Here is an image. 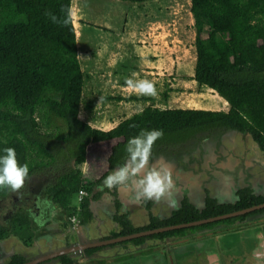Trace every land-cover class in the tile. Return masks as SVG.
<instances>
[{"label": "trees", "instance_id": "obj_1", "mask_svg": "<svg viewBox=\"0 0 264 264\" xmlns=\"http://www.w3.org/2000/svg\"><path fill=\"white\" fill-rule=\"evenodd\" d=\"M69 6L70 0H0V155L12 147L19 163L28 165V177L50 173L53 182L45 187L47 199L69 215L86 220L85 195L72 202L78 190L87 193L90 189L76 167L84 161L85 145L114 139L106 156L110 167L128 154V140L142 131L162 130L163 137L154 143L152 151L168 152L196 139L197 133L232 129L247 133L264 158V0H189L194 30L192 78L223 98L226 110L145 105L107 130L77 117L79 105L83 102L89 110L91 103L82 99L88 74L80 69L76 56ZM45 13L54 15L56 21ZM8 190L0 188V197ZM263 200L242 190L232 203L205 197L204 207L197 210L183 197L168 218L149 216L148 223L137 228L123 216H115L120 229L111 235L216 216ZM231 219L199 225L209 227ZM27 221L22 211L15 212L9 217L10 230L24 227L23 233L17 234L29 238ZM183 230H165L150 237ZM6 232L1 227L0 237Z\"/></svg>", "mask_w": 264, "mask_h": 264}, {"label": "rangeland", "instance_id": "obj_2", "mask_svg": "<svg viewBox=\"0 0 264 264\" xmlns=\"http://www.w3.org/2000/svg\"><path fill=\"white\" fill-rule=\"evenodd\" d=\"M68 12L71 24L77 30V38L75 35L74 38L80 69L84 74L89 75L84 78L82 95L92 103L91 113L86 114V111L80 108L77 116L80 119H88L91 126L104 127L103 124L105 123L101 125L98 123L105 120L106 117L118 120L127 113L145 106V104L158 108L180 107L212 110L228 106L222 107L215 100L216 93L212 89L197 84L192 78L194 30L189 12V0H143L139 2L127 0H70ZM207 25L208 23L204 24V30ZM125 32L126 35L121 36L122 38L119 37ZM137 36L144 40L143 45L145 47H148V45L151 47V50L144 47L138 49L139 52L144 49L147 50L141 54L145 59L142 60L143 63L140 66L130 51V44ZM118 38L122 39L121 43L117 41ZM117 43H120V49L115 48ZM97 49L99 50L100 59H97L95 63L92 56L95 55ZM110 53L112 59L109 57ZM150 54L155 58L158 57L156 60L159 62L152 60L151 62L154 64H150L146 60V57ZM92 63L93 65H91ZM103 63L106 65L103 66ZM149 70L152 72L157 71L158 74L154 75L157 78H150L148 75L153 74H148ZM128 78H143L153 82L156 86L157 95L155 97L149 96L148 100H133L127 108L122 104H118L121 107H117L116 99L112 97L120 96L119 85ZM96 92L100 93L98 97L95 96L97 95ZM218 101L225 105V102L220 98H218ZM220 137L222 139L227 138V134L219 130L197 133L196 139L191 138L187 144L183 145V143L174 150L171 149V154L166 152L167 157L163 155L165 154L163 151H156V154L151 157L155 165L163 163L172 171L175 169L171 165L172 161L180 162L185 170L199 171L201 165H204L203 169L209 171L215 168L218 169L221 167L219 162L225 161L226 158L219 155L217 150H214L215 146L213 147L218 143L217 138ZM202 138L213 141V143L208 142L209 144L212 143L211 147L213 148L211 149L208 148L207 144L203 145L202 150L207 149L204 154L192 146ZM106 141L91 142L85 150L84 160L86 164L83 166V170H85L87 165L85 174L98 175L102 171H106V156L108 154H106ZM103 149L104 151L101 153ZM225 150L226 155L230 153L229 149ZM217 156H219V161ZM52 182L50 173L45 175L33 174L26 179L24 187L19 191L13 192L9 189L4 196L0 197V226L3 227V225L8 224L9 217L17 208H20L29 220L31 239L35 238L33 231L36 230L37 233L40 229L33 219L36 218L37 221L44 222L38 218L48 213L50 203L49 201L44 202L43 187ZM80 199H77V201ZM69 221V227H72V223H77L75 218H70ZM13 230L16 232H13ZM23 231L24 227L15 226L11 232L15 233L14 236H18L17 232L23 233ZM21 238L27 241L25 235H22ZM5 242H8V240ZM0 254L2 253L0 252ZM188 258L190 257L188 256Z\"/></svg>", "mask_w": 264, "mask_h": 264}, {"label": "crops", "instance_id": "obj_3", "mask_svg": "<svg viewBox=\"0 0 264 264\" xmlns=\"http://www.w3.org/2000/svg\"><path fill=\"white\" fill-rule=\"evenodd\" d=\"M74 31L77 38V30L75 26ZM124 34L126 35V32L121 34L119 37L124 36ZM121 38H118L117 40L120 43L122 41ZM120 43H117L115 48H119ZM143 44L144 40H142L140 36L139 38L137 36V38H135L130 44L132 56L135 60H137L139 66L141 63H143L142 60L145 59L141 55L143 51L151 50L149 45L148 47H145ZM142 47L147 48V50L144 49L142 52H139L138 49ZM109 57H112L111 53ZM157 58L158 57L155 58L150 54V56L146 57V60H148L150 64H154L151 61L155 60V62H159L156 60ZM92 59L95 60V63L97 59H100L98 49L95 51V55L92 56ZM91 65H93V63ZM104 65L106 64L103 63V66ZM148 74H153L148 75L150 78H157L154 75H157L158 73L157 71L152 72L149 70ZM118 90L120 91V96L117 95L112 98L116 99L117 105L122 104L125 106V108H127L133 100H148L149 98V96L137 95L131 92V90L126 88L125 82L120 83ZM95 94H97L95 95L96 97L100 95V93L97 92ZM215 96V100L220 103L222 107L227 105L223 98L217 94ZM105 98L109 99L108 97ZM218 98L225 102V105H223L222 102H219ZM82 99H84L83 101L87 100L85 97H83V95ZM117 107L121 106L118 105ZM142 107L127 113L118 120L106 117L105 120L98 123L100 125L105 123L103 124L104 127H100L99 125V127L96 125L94 127L107 130L114 126L120 119L127 117L131 113L139 111ZM80 108L86 111V114H89L92 112V103L91 108L88 110L85 108V106H83L82 102V104H80L77 109V114L80 111ZM162 108L164 107H160V109ZM225 108L227 109V106L221 110H225ZM81 120L87 122L89 125L91 124L88 119ZM219 131L227 134V138H217L218 143L213 145V147L215 146L214 150H217L219 155L226 157L225 161L219 162L221 167L218 169L215 168L216 170L213 169L209 171L203 169L204 165H201V169H199V171H194L193 169L185 170L180 162L172 161L171 165H173L175 169L173 171L170 169V171L175 184V192L171 201L162 199L159 202L153 200H141L140 202H134L133 190L124 189L121 187L108 188L104 185L105 178L115 169L125 163V161L128 159V154L123 156L110 167H108L107 164L105 169L106 171H102V173L98 175L84 173L87 171V165L85 170H83V166L86 164L85 160L82 163L76 165L82 175V180L88 181L90 188L89 191H87V195H85L88 216L86 220L81 222L82 225L77 226L76 224L72 223L70 231L68 233L64 232L62 238L69 239L71 236H77V240L83 239L84 242L94 241L96 245L97 242L99 243L106 238L112 237L111 234L117 233L119 231L120 225L115 220V216H123L126 221L129 222L131 227L137 228L146 225L149 220V216L158 220L168 218L173 209L178 205L183 197L191 205H193V207L201 208L205 191H207V193H209L213 199L219 201L220 203L233 202L235 200V190L238 186L248 187L251 193L255 195H261V193H264V158L262 152L258 149L256 144L247 133H242L232 129H224ZM201 140V143H199L200 141L194 144L191 143L196 150L202 151V154H204V152L207 151V149L205 151L202 150L204 144H207L208 148L210 149L213 148L211 147L213 143L212 140L205 138H202ZM114 141V139L106 141V154L108 153L109 148ZM208 142L212 143L209 144ZM90 143L91 142L85 145L84 151L87 149ZM225 149H229L230 153H227L226 155ZM103 151L104 149L101 150V153H103ZM168 152L171 154V151ZM163 153H165L163 155L167 157L166 152L163 151ZM155 154L156 152L152 151V155ZM217 160L219 161V156H217ZM150 163L155 165L152 157ZM219 164L218 166H220ZM77 197L78 196L76 194L74 202H77ZM232 225L233 222L214 223L209 227H205V229H196L191 234L186 233L184 236L180 237L171 236L167 239L147 237L141 241L125 243H121L118 240L117 243L113 242L102 244L100 246L98 245V249L92 253H101V255H107V257L111 256L112 258H117L114 264H142L140 259L150 253H179L176 257V259H178L182 253L192 250L196 253L203 254L204 257L209 256L208 259L214 257L218 259L220 258L221 263H223L224 257V263H226V257L221 256L222 254L220 255L219 253H225V255H227L228 253H240L242 250L241 246H239L242 244L241 240L232 237L230 234V227ZM46 228L47 230H42L39 232L40 238L48 239L54 236L51 229L52 226H48ZM164 240L165 243H161V241ZM250 240H252V238ZM253 240L250 241V245L247 248L251 253H257V248L255 247L256 243ZM48 246L52 247L51 244Z\"/></svg>", "mask_w": 264, "mask_h": 264}, {"label": "flooded vegetation", "instance_id": "obj_4", "mask_svg": "<svg viewBox=\"0 0 264 264\" xmlns=\"http://www.w3.org/2000/svg\"><path fill=\"white\" fill-rule=\"evenodd\" d=\"M43 188H44V202L49 201L50 203V206L48 207L49 211L48 213L38 218L44 221L42 223L40 221H37L35 217H34L35 219L32 218L33 221L36 222L37 224L40 223L38 224V228L40 230L37 231V233L36 230H34L33 236L35 238L31 239L32 234L30 235L31 229L28 220L26 225L28 230L26 232H29L30 237L29 238L26 237L27 241H25L19 235H18L19 237L16 235L14 236L15 233L13 234L11 232L9 223L3 225V228H5L7 232L3 237H0V252L2 253L0 254V264H114L117 258H112L111 256L107 257V255H103V254L101 255V253H92L93 251L97 250L98 247L102 244H98L97 242L95 245L94 241L84 242L83 239L77 240V236H71L69 239L62 238L64 232L68 233L70 231L71 227H69L70 226L69 219L73 215H69L67 210H64L57 204L53 203L51 200L47 199V196L45 194V187ZM242 190H248V192L255 197L264 198V193H261V195H255L251 193L248 187L238 186L235 190L234 201H236L237 199V192ZM85 195H87V193H85ZM205 197L212 198L211 195L207 193V191H205L202 200L203 201L202 207L201 208L194 207L195 209L200 210L204 207ZM180 202L173 210L179 207ZM215 202L220 203L217 200H215ZM254 205H257V208L243 213L244 217L241 219H237L234 216H231L232 219L230 220V222L231 223L233 222V225L230 227V234L232 237L241 240L242 244L239 246H241V249L243 251L241 250L240 253H228L227 255H225V253H219L220 255L222 254L221 256L226 257L227 264H264V200L255 204H251L244 208H248ZM20 211H22V209L20 210V208H17L15 210V212H20ZM15 212H13V214ZM74 218L77 222L76 223L77 226L82 225L81 222L83 221H81L80 215L79 216L75 215ZM168 225H172V224H167L162 226H168ZM48 226H52L51 229L54 236L48 239L40 238L39 232L42 230H47L46 227ZM190 227H196V228L189 229ZM180 228H183L185 230H183L182 233L171 234L160 238L167 239L171 236L180 237V236H184V234L186 233L191 234L196 229L199 230L205 229V227H200L199 224L188 227H180ZM146 229H150V228H146ZM134 232L137 231H133L130 233H134ZM130 233L116 235L109 238L120 237ZM146 236L147 235H143V237L147 238L150 237V234L147 237ZM133 238L136 237L128 238L125 240H119V242L121 243L133 242L131 241V239ZM154 238H159V237H154ZM251 238L252 240L254 239L253 241L256 243L255 247L257 248V253H251L250 250L247 248L250 245L249 244L250 241H252L250 240ZM7 240L8 242H5ZM117 242L118 241H116L115 243ZM161 243L164 244L165 240L161 241ZM49 244H51L52 247H49L48 246ZM178 254L179 253H150L147 256L142 257L140 261H142V264H145V262L146 264H226V263H221L220 258L218 259L214 257L208 259L209 256L204 257L203 254L196 253L192 250H188L186 253H182L181 256L178 259H176ZM188 256L190 258H188Z\"/></svg>", "mask_w": 264, "mask_h": 264}, {"label": "clouds", "instance_id": "obj_5", "mask_svg": "<svg viewBox=\"0 0 264 264\" xmlns=\"http://www.w3.org/2000/svg\"><path fill=\"white\" fill-rule=\"evenodd\" d=\"M45 14L53 22L56 21L57 18L51 13ZM125 86L137 95L151 97L157 95L155 84L146 79L128 78L125 80ZM162 137V130H150L142 131L138 136L130 138L126 146L128 159L105 178L104 185L108 188L121 187L133 190L134 202L141 200L159 202L162 199L171 201L175 192L171 171L163 163L156 165L150 163L153 145ZM4 153L0 155V188L19 191L28 178V165L19 163L14 148H5ZM84 195L85 193L82 196ZM73 216L71 218H74Z\"/></svg>", "mask_w": 264, "mask_h": 264}, {"label": "water", "instance_id": "obj_6", "mask_svg": "<svg viewBox=\"0 0 264 264\" xmlns=\"http://www.w3.org/2000/svg\"><path fill=\"white\" fill-rule=\"evenodd\" d=\"M255 208H257V205L250 206L248 208H243V209L230 211V212H227V213H224V214H220V215H216V216L200 218V219H197V220H192V221H188V222H181V223H178V224H172V225H168V226H161V227L145 229V230L137 231V232L130 233V234H127V235H124V236L105 239L103 241H100L98 244H108V243L116 242L118 240H125V239L132 238V237L149 235V234H152V233H157V232L170 230V229H174V228L198 225V224L215 221V220L222 219V218H227V217L243 214V213H245V212H247L249 210H253Z\"/></svg>", "mask_w": 264, "mask_h": 264}, {"label": "built area", "instance_id": "obj_7", "mask_svg": "<svg viewBox=\"0 0 264 264\" xmlns=\"http://www.w3.org/2000/svg\"><path fill=\"white\" fill-rule=\"evenodd\" d=\"M83 194H84V191H83V190H81V189L78 190V191H77V196H78L77 199H79L80 196H82Z\"/></svg>", "mask_w": 264, "mask_h": 264}]
</instances>
